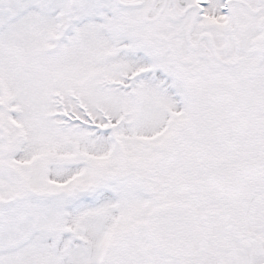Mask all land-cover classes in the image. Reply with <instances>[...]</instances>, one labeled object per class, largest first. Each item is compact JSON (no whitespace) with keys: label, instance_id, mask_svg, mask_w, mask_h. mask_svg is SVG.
<instances>
[{"label":"snow or ice","instance_id":"obj_1","mask_svg":"<svg viewBox=\"0 0 264 264\" xmlns=\"http://www.w3.org/2000/svg\"><path fill=\"white\" fill-rule=\"evenodd\" d=\"M0 264H264V0H0Z\"/></svg>","mask_w":264,"mask_h":264}]
</instances>
